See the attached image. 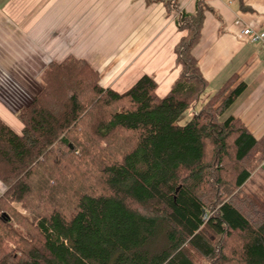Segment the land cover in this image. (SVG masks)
I'll return each instance as SVG.
<instances>
[{"label": "trees", "instance_id": "trees-1", "mask_svg": "<svg viewBox=\"0 0 264 264\" xmlns=\"http://www.w3.org/2000/svg\"><path fill=\"white\" fill-rule=\"evenodd\" d=\"M152 1L186 31L166 95L148 74L105 87L68 56L17 112L21 133L0 118V264H264V134L232 113L247 83L232 74L197 112L210 8Z\"/></svg>", "mask_w": 264, "mask_h": 264}, {"label": "crops", "instance_id": "crops-1", "mask_svg": "<svg viewBox=\"0 0 264 264\" xmlns=\"http://www.w3.org/2000/svg\"><path fill=\"white\" fill-rule=\"evenodd\" d=\"M178 3L189 13L201 5L210 8L193 54L209 85L219 84L214 91L234 73L247 83L232 113L260 138L264 41L252 42L241 32L244 27L264 32V0ZM175 18L176 13L168 12L160 1L0 0V118L21 133L16 100L28 104L40 91L48 64L69 54L90 60L105 87L124 92L148 74L157 81L158 94L166 95L181 70L174 47L186 35ZM4 191L0 181V196Z\"/></svg>", "mask_w": 264, "mask_h": 264}, {"label": "rangeland", "instance_id": "rangeland-1", "mask_svg": "<svg viewBox=\"0 0 264 264\" xmlns=\"http://www.w3.org/2000/svg\"><path fill=\"white\" fill-rule=\"evenodd\" d=\"M64 1V0H63ZM147 3L149 4V3H151V2H149V0L147 1ZM105 49V48H104ZM68 56H73V57H76V58H78V59H82V60H85V61H87L89 64L91 63L90 62V60H87V59H85V58H83V57H79V56H76V55H74V54H69ZM68 56H66V57H68ZM65 57V58H66ZM64 58V59H65ZM64 59H62V60H64ZM61 60V61H62ZM60 62V61H59ZM50 64V63H49ZM48 64V65H49ZM92 64V63H91ZM93 65V64H92ZM48 67V66H47ZM46 67V68H47ZM44 72V71H43ZM41 77H42V75H41ZM100 77H101V73H100ZM100 81H101V78H100ZM102 84V83H101ZM218 83H211L210 85H209V87L206 89V91H205V93L202 95V97H201V99H200V102H199V104H198V106L196 107V111L198 112L199 111V109L201 108V106L203 105V103L205 102V100L207 99L206 97L208 96V95H210L217 87H218ZM40 90H41V86H40V88H39ZM36 93H39V92H35V96H36ZM33 97H32V99L35 97L34 95H32ZM30 103V102H29ZM28 103V104H29ZM27 105V103L26 102H23V105H22V103L19 105V102L16 100V102H15V109L17 110L18 108V110H17V112L22 108V107H24V106H26ZM21 106V107H20ZM192 114H193V111H191V110H188L187 112H185L184 114H183V116L179 119V123L180 124H185V123H187L188 122V120L191 118V116H192ZM14 207L19 211V212H21L24 216L26 215V216H31V212H30V210L29 209H25V208H22L21 207V205L20 204H18V203H15L14 204ZM15 225V227H19V225H17V223H14ZM21 230H23L24 231V233H25V230L24 229H21ZM231 243H233V241H231ZM234 244V243H233Z\"/></svg>", "mask_w": 264, "mask_h": 264}, {"label": "built area", "instance_id": "built-area-1", "mask_svg": "<svg viewBox=\"0 0 264 264\" xmlns=\"http://www.w3.org/2000/svg\"><path fill=\"white\" fill-rule=\"evenodd\" d=\"M241 33L248 36L252 42L264 41V32H257L251 27H244Z\"/></svg>", "mask_w": 264, "mask_h": 264}]
</instances>
